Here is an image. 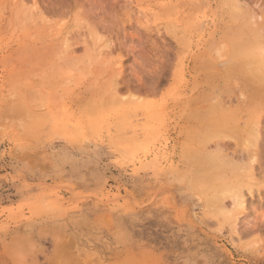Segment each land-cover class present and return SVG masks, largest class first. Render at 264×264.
<instances>
[{
	"label": "rangeland",
	"instance_id": "1",
	"mask_svg": "<svg viewBox=\"0 0 264 264\" xmlns=\"http://www.w3.org/2000/svg\"><path fill=\"white\" fill-rule=\"evenodd\" d=\"M237 2L264 17V0ZM241 11L0 0V264H264V229H247L263 225L264 188L236 213L239 237L191 189L181 154L187 120L208 119L201 95L239 94L216 74L264 28Z\"/></svg>",
	"mask_w": 264,
	"mask_h": 264
},
{
	"label": "bare ground",
	"instance_id": "2",
	"mask_svg": "<svg viewBox=\"0 0 264 264\" xmlns=\"http://www.w3.org/2000/svg\"><path fill=\"white\" fill-rule=\"evenodd\" d=\"M230 2L233 4L235 10H242L241 12H243V14H247L250 17L254 15L251 19L256 18L255 14L251 15L248 11V7L242 8L237 0H230ZM260 10L262 11V9ZM261 11L259 12L260 15L264 13V11ZM234 13L237 12L234 11ZM261 16L260 19L264 18ZM263 20L261 19L259 21L260 23L257 22L260 26L262 25V27H264ZM248 22L247 24H249ZM254 22L252 21L251 24H255ZM254 30L252 29L250 31L249 28V32H253L255 36L247 35V37H253L251 41L255 42H252L256 45H253L255 49L252 50L253 47L251 44H249L250 46H246L245 44L246 49L243 44H241L245 50L243 48L240 49H242L241 51H244L245 54L243 53V55L242 52H240V54L243 55L245 61L240 57L239 59L242 60V62L239 61V64L237 62V65L227 62L225 66L222 67L223 69L218 67L221 69L219 73H223L222 76L220 74L218 76V72L216 74V77H221V79L225 77L228 81L229 79L231 81V78L235 77L233 85L234 88L238 90L237 92L239 94L234 93L235 95H225L224 93H218L211 97L208 93H203L200 100L207 104L210 103L209 105L206 104L209 108L208 119L204 122L202 120V124L192 125H190L187 120V129L184 133L185 145L183 152H181L184 162L188 165L189 161L193 166L191 167V177L189 179L191 189L195 193L201 194L205 199V205H209V208H213L212 210H214V213L226 218L225 220H228L227 222H231V230L233 229V233L239 237L245 230L239 232L240 229L239 226H237V222L239 221H237L238 216L236 213H241L242 210L245 211L248 208L247 206L249 203L247 202L250 200L248 199L249 197L255 200H261L264 188V39H262V37L264 38V33H262L264 32V28L261 29V31L263 30L262 32L260 31L261 33L259 32V25L254 26ZM257 49L258 52L255 56V50ZM247 55L252 57V59L254 56V60ZM245 67L246 69L249 67V70L247 69L248 72L245 70ZM214 68L213 71L215 72L217 65L215 70ZM208 72L209 71L206 73L208 74ZM247 73H249V75ZM201 84L203 89L205 87L207 89L212 85V82L208 79H202ZM197 105L192 106L198 107ZM206 105L204 107H206ZM186 108L187 115L194 112L189 104ZM195 144H197V150L194 146ZM210 145L213 147L211 150L208 149ZM195 151L198 152H196V155ZM226 202H229L230 205L228 211L224 209ZM252 209L255 210L256 208L253 207ZM252 222H254V220ZM261 223L263 225L259 223L260 226H254L256 225V223H254L253 225L251 224L252 226L246 228L249 230L251 228L264 229V221H261ZM252 229L250 232L253 231ZM255 249L258 252L257 247H254L253 250Z\"/></svg>",
	"mask_w": 264,
	"mask_h": 264
}]
</instances>
